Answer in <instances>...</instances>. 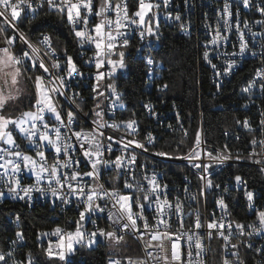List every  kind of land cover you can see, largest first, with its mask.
<instances>
[{"label":"built area","instance_id":"2783aa9c","mask_svg":"<svg viewBox=\"0 0 264 264\" xmlns=\"http://www.w3.org/2000/svg\"><path fill=\"white\" fill-rule=\"evenodd\" d=\"M31 2L37 9L35 15L43 9H48L46 4L43 8H40L39 0H31ZM100 2L101 0H93L97 9L100 6ZM116 2H119V0H113V3ZM127 2L129 14L131 15V13L136 11L138 7V0H127ZM150 2L157 3L160 2V0H150ZM225 3L230 5V11L232 13L231 17L227 16V14L222 11ZM260 7H264V0H250V4L247 7L243 4V0H170L167 8L161 4L159 9H153L152 13L149 14V17L152 20V26L157 32V35H145V37L141 39L139 35L141 29L136 26H132L128 29V47L117 49L118 52H125L124 63L126 56H135L146 64L145 57L151 55L155 61L151 66L146 64L147 82L145 90L149 94L156 95V97L149 96L148 99L143 102V109L148 118L146 124H144L143 120L140 118H123V114L126 111L124 91L116 84L117 91L120 95L119 101H116V97L110 95L109 91H105L103 86L100 91H104L105 96L96 99L93 98L95 93L92 89L95 84L94 76L97 69L94 63L88 64L87 61L94 56V45L85 46L84 48H81L79 45L80 51L78 53V59L76 61L75 59L73 60L79 71L84 75L83 77L74 76L71 79H66V94L63 96H55L58 110L61 112V115L65 120L67 119L68 111H72L76 114L77 123L72 125L74 130H82L85 132L95 131L96 125L93 123L95 121L93 118H97L95 114L96 111L102 109L104 114L101 122L109 125L102 129L104 132V137L102 139L105 145L108 144L107 137L109 136L114 137L116 140H124L125 142L127 140L135 139L146 144L147 151L135 148L134 146L128 150V156L135 154L137 157L134 166H127L121 169L115 168L113 164H109L106 167L101 166L98 180L82 177V181L93 187H95L97 183L102 184L105 190L116 189L122 195L142 197L144 193L139 191L138 188L142 187L150 194L151 185L149 184V180L155 175L156 182L160 184L162 188L164 185L167 186V199L174 206L170 213V228L168 230L174 233L175 236H181L179 243L182 245L184 251L185 264H187L188 249L187 234L196 231L194 229V213L196 211L200 213L201 222L205 225L204 228L199 230L202 243L207 250L203 256L205 264H223V259L226 255L229 260L235 262L237 257L231 255V252L233 251L239 253V260L243 261L244 264H264V254L256 251L259 248H264V230H262L260 234L253 232V228L260 227L257 212L264 211V171H262V169H264V163L258 164L255 162L256 160L264 161V149L256 146L255 151L258 155L254 158H249L250 153L253 151V145L251 144L252 139H264V128L260 125V121L264 119V88H262V85H264V77H258L256 75L258 70L264 73V23H256V21H264V15H261L258 10ZM157 12L159 14L158 29H156L155 26L156 18L154 15V13ZM169 13H171V17H169ZM177 14L181 16L180 21L175 20ZM35 15L31 12H27L26 15H23L18 27L27 39L40 49V55L43 56L48 50L41 41L43 36L47 35L50 37V35L46 32H42L34 41L24 31L21 25L24 18H32ZM112 17L114 19V13L112 14ZM225 20L229 21V27H225ZM237 21H239V29L236 27ZM96 22H99L98 17L90 18L89 27ZM245 24H247V27H245ZM161 25H173L178 28L182 35L189 36L193 39L199 70L204 67L209 71L215 94H221L223 87L227 82L231 81L243 69L248 68V76L241 82L238 97L230 99L229 104L245 111L246 114L241 122L247 119L251 125V130L243 127L241 123L239 125L240 130H226L224 132L226 138L225 142H223L222 145H215L207 142L204 132L203 115L202 113L200 115L198 131L201 132V138L203 141L201 148L207 149V151H213L215 154L224 151L225 145H227V152L231 155V159L227 160L223 165H217L208 160L207 157H204V163H212L209 173L210 179L213 182V187L210 188H206V181L200 179L201 170L193 167L188 160L158 156L155 154L158 151L153 149V144L147 143V137L149 134L154 137V144L157 142L161 132L181 133L184 137L190 135V130L187 128V122L179 104L176 101L166 100L158 96V93L167 89V87H163L164 85H167L163 80V70L165 69V65L157 57L156 53L160 48L158 38L162 33ZM217 26H219L222 35L227 37V40L221 41L218 46H213L209 44L208 41L211 39L212 35H214ZM13 31L14 30L10 27L6 28L7 35H12ZM240 32L243 33L244 41L247 42V48L243 54L240 53ZM17 35L19 34L17 33ZM51 43L53 48L52 39ZM120 43H122V40ZM206 44L207 47H205ZM17 47L22 50H28L25 44L19 39L16 41L13 51L17 55H20L21 51L17 52ZM205 50L210 52L209 58L212 63L217 65V69L221 71L222 74L220 76L215 75L216 70L212 69L208 61L203 58V52ZM233 53H235V55H233ZM67 56L71 55H66V53L62 54L55 50V57H53V59H59L61 65H64ZM44 59L46 63H51L48 57H44ZM112 59H118V57L113 56ZM233 60L235 61V65L232 70L227 74H223V68L227 62ZM110 68V65H105L101 71L108 72ZM125 68H117L114 75L118 71H124ZM149 68L152 70L151 75H149ZM38 74H40V72H38ZM56 75H66V72L57 71ZM114 75L112 79L101 81V85L114 83ZM250 82H252V87L249 91L245 92L244 89L248 87ZM76 93L79 95H74ZM88 98H91L93 102L86 105L85 103ZM113 101H116V106L114 108L110 107ZM97 103L100 104V109H96ZM77 105H79V107H77ZM145 105H150L151 111L149 108L145 107ZM35 110L34 107V111ZM45 120L49 125L58 126L51 113L45 114ZM128 120L137 121L136 130L133 134H129L130 130H126L121 123L122 121ZM113 123L120 124L121 126L119 128H112L110 125ZM63 131L65 130L62 129V132ZM241 131H254L255 136L249 141V144L244 147L231 144V140L238 141L241 138ZM13 134L15 135L14 139L16 144L19 145V150L35 157V153L38 149L30 147L29 142L24 139L23 135L19 132L13 131ZM194 141L195 139L193 140V146ZM71 142L78 144L74 138ZM0 147L10 146L0 145ZM39 150L45 151L48 164H52L56 159L55 151L50 146ZM189 151L182 155L171 156H184L188 154ZM124 154L123 144L113 143L112 151H105L103 158L104 160L115 161L117 156H122ZM60 159H64L63 155L60 156ZM74 159H79L80 163L72 170H78L81 173L91 170L89 162H86L82 158L81 153L78 150L74 153ZM240 165L257 167L260 169L263 173V185L260 188L250 186L243 180V176L238 172H233V174L223 177L224 173H221L222 170L236 169ZM0 172H2V169H0ZM19 176L22 186L35 185L36 183L35 175L27 169L22 171ZM236 176H240L243 183L238 184L235 180ZM145 177H147V179H145ZM125 181L131 183L134 187L131 189L125 188ZM215 185H219L220 187L217 188ZM40 186L47 189V178L41 181ZM52 186L55 187L56 185L53 184ZM225 188L227 191H225ZM185 189H187V191ZM0 190L5 191L6 193L3 198H0V202L9 201L29 207L50 206L52 210L51 222L54 224L48 228L38 229L34 234L28 235H25L21 229H17L8 237L5 243L0 242V251L5 253L9 251L13 252V258L8 259L7 264H14L15 261H24L25 264H27L29 254H31L34 264H87L88 260L86 251L96 248L101 242H98L91 248L76 245V251L72 254H68L65 261H59L57 258L49 259L42 251L43 248L47 247L49 240L53 242L57 240L56 236H44L42 235L43 233H51L57 227H60L65 231L75 230L74 222L79 219V210H82V208L78 210L77 204L79 201L76 197H69L72 202L65 204L61 202V200L53 197L50 191L41 194L39 191L34 190L31 194V200L27 198L20 200L19 198L7 194V190L3 183V177H0ZM202 190L203 194H201ZM246 191H251L254 194L251 204L247 199ZM65 195H67V190H65ZM220 198H222L228 206L226 211H222L216 203ZM161 199L163 200V194ZM239 199L245 202V212H247L248 216L251 218L241 223L233 219L230 208L231 202L235 200L239 201ZM178 201L182 209L180 213L175 211V205ZM141 202L143 201L141 200ZM99 203H101L102 206H106V210L102 214L91 216V220L95 221V224L82 222L88 232L93 231L96 227L104 228L105 230H113L111 221L108 219V210H111L112 202L105 198L104 200L99 201ZM134 211H137V209L134 208ZM213 213H215L214 218L216 220H220L222 217L226 222H235L245 225L243 234H241L235 228V223L233 224L230 244H236L238 246L237 249H232L229 244L227 251H225V242L215 231H213L212 238H208L206 224L213 219ZM17 215L19 216V220L16 218ZM144 215L149 218L148 222L150 225H155L156 213L153 211L152 207L147 208ZM10 219L16 227L19 226V213L11 214ZM160 230L164 231L165 229L161 227ZM17 231L23 233V240H18L16 237ZM248 233H252V235H248ZM182 234L184 235L182 236ZM225 234H227V231ZM149 240V236L140 239L135 234H125L124 242L118 245L117 248H124L127 255H109L106 259V264H108L109 259H120L123 261V264H127L126 260H124L125 257H131L135 261L145 260L147 258V264H165V261L162 259L164 252H161L156 247H147L146 245ZM12 241H16V243L13 244ZM129 241L135 243V250L133 248L134 245L130 244ZM194 242L195 241H193V244ZM249 243L253 245L252 248L247 247V244ZM151 244L156 245L157 241H151ZM169 248L170 244H167L166 242V250ZM149 251H151L158 259L153 260L148 258ZM173 264H175V262H173ZM193 264H195L194 248Z\"/></svg>","mask_w":264,"mask_h":264},{"label":"snow or ice","instance_id":"6c2138e0","mask_svg":"<svg viewBox=\"0 0 264 264\" xmlns=\"http://www.w3.org/2000/svg\"><path fill=\"white\" fill-rule=\"evenodd\" d=\"M169 2L170 0H160L157 3H152L150 0H138V7L131 15L129 14L127 0H119L116 3H113V0H101L98 9L95 7L93 0H39V7L43 8L46 4L49 10H54L59 13L62 19L66 18L81 48L94 45V56L87 61L88 64L94 63L97 69L94 76L95 84L92 89L95 93L93 98L96 99L105 96V92L100 91L103 86L105 91H109L110 95H114L116 101H119L120 95L115 83L101 85V81L113 78L117 68L126 67L124 63L125 52H118L117 49L128 47L129 39L127 38V32L132 26L141 29L139 32L141 39L145 35H157V32L152 26V20L149 14L152 13L153 9H159L161 4L167 8ZM243 4L246 7L249 6L250 0H243ZM258 10L261 15H264V7H260ZM36 11L37 9L33 6L31 0H0V18H2L0 19V41L3 42V46H0V82L4 85L14 86L19 82V77L25 73L30 71L40 72V74L34 77H28V79L33 81L35 89V111L29 110L22 112L19 117H11L3 114L9 100L16 99L17 96L12 95L11 92L5 94L0 89V145L10 146L0 147V169H2L0 177H3L7 194L20 200L26 198L31 200V194L34 190L39 191L41 194L50 191L53 197L61 200L65 204L71 203L72 200L69 197L73 196L79 201L77 207L78 210L81 208L82 210H79V219L74 222V231H65L57 227L51 233L42 234L44 236L57 237V240L54 242L49 240L47 247L42 249L49 259L57 258L59 261H65L68 254L76 251V245L91 248L96 243L97 236L105 237L112 247H116L124 242L125 234H135L140 239L149 236L150 240L146 246L149 248L156 247L161 252H164L162 259L165 261V264H173V262L175 264H185L184 251L182 245L179 243L181 236H175L174 233L168 230L170 228V213L174 206L167 199V186L164 185L162 188L156 182L155 175L149 180V184L151 185L150 194L142 187L138 188L139 191L144 193L142 197L122 195L116 189L105 190L102 184L97 183L93 187L82 181V177L98 180L101 166L106 167L109 164H113L117 169L134 166L137 157L135 154L128 156V150L134 146L135 148L147 151V146L145 143L135 139L125 142L124 140H116L111 136L107 137L108 144L105 145L102 139L104 137L102 129L109 125L101 122L104 114L102 109L95 113L98 118L93 122L96 125L95 131L85 132L82 130H74L72 125L77 123V117L72 111H68L67 119H64L58 110L55 96H63L66 94V79H71L74 76L83 77L84 74L79 71L72 56L66 57L64 65H61L59 59H53L55 57V49L52 48L51 37L47 35L43 36L41 43L48 51L41 56L40 49L33 45L19 29L18 24L22 20L23 15H26L27 12L35 15ZM222 11L231 17L232 13L228 3H225ZM113 13L114 19L112 17ZM154 15L156 18L155 26L158 29L159 14L157 12ZM92 17H98L99 22L89 27L90 18ZM169 17H171V13H169ZM175 20L180 21L181 16L177 14ZM256 23H264V21H256ZM224 25L225 27H229V21L225 20ZM7 27L14 30L12 35L6 34ZM236 27L239 29V21H237ZM245 27H247V24H245ZM18 39L28 49L21 50L20 55H17L13 51ZM240 39V53L243 54L247 48V42L244 41L242 32H240ZM121 40L122 43H120ZM226 40L227 37L222 35L219 26H217L214 35H212L208 43L213 46H218L221 41ZM205 47H207V44ZM113 56L118 57V59H112ZM44 57H48L51 63H46ZM209 57L210 52L205 50L203 52V58L208 61L212 69L216 70L215 75L220 76L222 74L221 71L217 69V65L212 63ZM145 60L149 66L155 63L151 55L146 56ZM105 65L111 66L108 72L101 71ZM234 65V60L228 61L223 68V74L229 73ZM57 71H64L66 75H56ZM151 74L152 70L149 68V75ZM256 75L258 77H264V73L259 70ZM163 87L166 88L167 85ZM251 87L252 82L249 83L244 91H249ZM262 88H264V85H262ZM74 95L79 94L76 93ZM116 101H113L110 107L114 108ZM145 107L151 111L150 105H145ZM96 109H100L99 103H97ZM46 113L53 115L58 126L49 125L45 120ZM121 123L126 130H130L129 134L135 133L137 121L128 120L122 121ZM237 123H242L243 127L251 130V125L247 119L242 122L237 120ZM260 125L264 128V119L260 121ZM120 126V124L116 123L110 125L112 128H119ZM62 129L65 131L62 132ZM13 130H17L22 134L24 139L29 142L30 147L38 149L35 157L19 150V145L16 144L13 137ZM73 138L78 144L71 142ZM113 143L123 144L125 154L117 156L115 161L104 160V152L112 151ZM147 143L153 144L154 146V137L151 134L147 137ZM202 143L201 132L197 131L194 146L188 154L180 157H173L170 153L163 151L155 154L162 157L188 160L193 167L201 170L200 179L206 181V188H210L213 187L209 173L212 163H204V157H207L208 160L217 165H223L227 160L231 159V155L227 152V145H225L224 151L214 154L213 151H207V149L201 148ZM251 144L253 145V151L250 153L249 158H254L258 155L255 151L256 146L264 149V139L257 140L253 138ZM49 146L54 149L56 154V159L52 164L47 163L45 151L39 150L48 148ZM77 150L81 153L82 158L86 162H89L90 171L81 173L78 170H72L80 163L79 159H74V153ZM61 155L64 157L63 160L60 159ZM255 162L258 164L264 163L262 160H256ZM25 169L35 175V185H21L19 174ZM45 178L48 181L47 189L40 186L41 181ZM235 180L238 184L243 183L240 176H236ZM53 184L56 186L53 187ZM124 187L131 189L134 185L125 181ZM215 187L219 188L220 186L215 185ZM65 190H67V195H65ZM185 190L187 191V189ZM225 191H227L226 188ZM5 194V191L0 190V198H3ZM162 194L163 200L161 199ZM201 194H203V190ZM253 195L251 191H246V196L250 204L253 200ZM105 198L112 202V208L108 210V219L111 221L113 230L96 227L93 231L88 232L82 222L95 224V221L91 220V216L105 212L106 206H102L99 203V201ZM216 203L222 211H226L228 206L222 198L218 199ZM149 207H152L156 213L155 225H150L148 222L149 218L144 215V212ZM134 208L137 211H134ZM175 211L177 213L182 211L179 201L175 205ZM194 215V229L196 231L187 234V264H193V248L195 249V264H205L203 256L207 250L202 243L199 231L205 225L202 224L198 211ZM257 215L260 227L253 228V232L260 234L264 230V211H258ZM212 216L213 219L206 224L208 238L211 239L213 231H215L225 242L224 247L225 251H227L235 222H226L222 217L220 220H216L214 218L215 213ZM16 218L19 220L18 215ZM161 227L165 230L161 231ZM235 228L243 234L245 225L235 223ZM226 231L227 234H225ZM248 235H252V233H248ZM16 237L18 240H23L24 238L23 233L20 231L16 232ZM151 241H157V244L152 245ZM193 241H195L194 244ZM166 242L170 244V248L167 250ZM12 243L15 244L16 241H12ZM230 246L232 249H237L238 247L236 244H230ZM247 247L252 248L253 245L249 243ZM256 251L264 254V248H259ZM231 255L237 257L236 261L229 260L226 255L223 259V264H244L243 261L239 260V253L237 251L231 252ZM11 258H13L12 251L7 253L0 251V264H7V260ZM148 258L153 260L158 259L151 251L148 252ZM124 260H126L127 264H147V258L145 260L135 261L131 257H125ZM14 264H25V262L15 261ZM27 264H34L31 254H29ZM108 264H123V261L120 259H109Z\"/></svg>","mask_w":264,"mask_h":264},{"label":"trees","instance_id":"16d2710c","mask_svg":"<svg viewBox=\"0 0 264 264\" xmlns=\"http://www.w3.org/2000/svg\"><path fill=\"white\" fill-rule=\"evenodd\" d=\"M21 25L34 41L40 33L46 32L53 40V48L56 51L71 55L75 61L78 59L79 42L66 18L62 19L56 11L43 9L32 18H24ZM161 30L162 33L158 38L160 48L156 53L165 65L163 80L167 83V89L158 93V96L179 104L190 135L184 137L181 133L161 132L153 149L171 155L187 153L193 147L201 113L207 142L222 145L226 140L224 132L240 130L237 120L241 121L246 114L244 110L230 105L229 100L238 97L241 82L248 76V68L243 69L231 81L227 82L221 94H215L209 71L204 67L199 70L193 39L182 35L173 25H161ZM21 50L17 47V52ZM125 63V70L118 71L113 80L124 91L126 111L123 118H140L146 124L148 118L143 109V102L149 96L156 97L145 90L147 65L135 56H126ZM37 74L38 71H30L22 76L26 92L18 102L9 101L5 113H12L18 117L22 112L34 109L35 89L33 81L28 77H34ZM92 102L91 98H88L85 104L88 105ZM13 131L16 132V130ZM241 132V138L238 141L231 140V144L244 147L255 136L254 131ZM233 172L240 173L243 180L250 186L260 188L263 185V173L257 167L240 165L236 169L221 171L224 173L223 177L233 174ZM230 208L235 221L241 223L251 219L245 212V202L241 199L231 202ZM51 212L50 206L29 207L9 201L0 202V242L5 243L17 229H21L25 235H28L34 234L38 229L53 226ZM13 213L20 215L18 227L11 222L10 215ZM129 242L132 245L135 244L132 241ZM133 248L135 250L136 246L134 245ZM112 254L122 256L127 255V252L124 248L109 250L108 245L101 242L96 248L86 251L87 264H106V259Z\"/></svg>","mask_w":264,"mask_h":264},{"label":"rangeland","instance_id":"374dc122","mask_svg":"<svg viewBox=\"0 0 264 264\" xmlns=\"http://www.w3.org/2000/svg\"><path fill=\"white\" fill-rule=\"evenodd\" d=\"M0 46H3V42H2V41H0ZM24 84H25V83H24V81H23V79H22V76H21V77H19V82H18L16 85H14V86L5 85V86H6V88H5L6 90H5L2 86H0V89H2V90L5 92V94L11 92L12 95L17 96L16 99H12V100H9V101L18 102V101L20 100V98H21V97L25 94V92H26V87H25ZM30 110H31V111H34V109H30ZM27 111H29V110H27ZM3 114H5V115H7V116H11V117H17V116H15V115H13L12 113H5V112H4ZM20 115H21V114H20ZM20 115H19V116H20ZM19 116H18V117H19ZM93 119H94L95 121L97 120V118H93ZM16 132H18V131L16 130ZM13 137H15L14 134H13ZM98 242H102V243L107 244L109 250H115V249L117 248V246H116V247H112V246L110 245V242H109L105 237L97 236V237H96V243L93 244V246L96 245Z\"/></svg>","mask_w":264,"mask_h":264},{"label":"flooded vegetation","instance_id":"af4514ba","mask_svg":"<svg viewBox=\"0 0 264 264\" xmlns=\"http://www.w3.org/2000/svg\"><path fill=\"white\" fill-rule=\"evenodd\" d=\"M0 86H2L4 89L6 88V86L2 82H0Z\"/></svg>","mask_w":264,"mask_h":264}]
</instances>
